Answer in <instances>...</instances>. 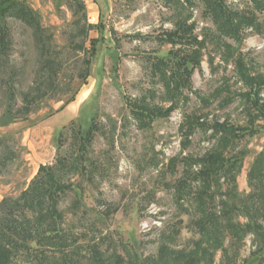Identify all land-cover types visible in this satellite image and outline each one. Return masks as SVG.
Returning a JSON list of instances; mask_svg holds the SVG:
<instances>
[{
  "label": "rangeland",
  "instance_id": "obj_1",
  "mask_svg": "<svg viewBox=\"0 0 264 264\" xmlns=\"http://www.w3.org/2000/svg\"><path fill=\"white\" fill-rule=\"evenodd\" d=\"M26 1L52 35L51 49L62 64L60 93L27 117L10 116L11 106H23L42 59L28 27L0 20V28L9 30L10 60L20 74L14 101L5 84L8 75H0V202L16 201L40 166L66 158L77 169L56 167L66 191L55 226L34 241L18 242L12 264H180L175 255L189 257L203 240L194 202L200 189L197 160L217 144L222 133L217 137L210 129L215 124L238 132L230 147L222 148L237 167L227 165L212 190V209L226 218L220 219V248L210 249L200 264H264V11L257 1L215 0L214 8L221 6L229 23L238 26L237 40H208L192 89L185 91L189 101L148 128L138 126L130 103L146 98L168 106L148 63L152 56L169 58L172 47L156 37L174 31L179 18L196 24L200 40L207 30L216 33L207 5L202 0L191 6L185 0ZM84 15L88 24L104 26L89 34L100 42L86 83L75 77L85 55L74 48L84 41L77 36L84 24L76 21ZM187 116L202 118L209 130L196 129L185 148ZM92 126L94 139L79 159L81 138ZM183 181L182 199L177 195ZM27 215L40 217V212Z\"/></svg>",
  "mask_w": 264,
  "mask_h": 264
},
{
  "label": "trees",
  "instance_id": "obj_2",
  "mask_svg": "<svg viewBox=\"0 0 264 264\" xmlns=\"http://www.w3.org/2000/svg\"><path fill=\"white\" fill-rule=\"evenodd\" d=\"M194 1L185 0L188 6L193 5ZM256 1L259 9L264 11V0ZM202 3L208 7V14L212 17L213 24L217 29L216 33L207 30L203 39L200 40L199 36L194 34L196 24H189V21L179 18L174 31L164 32L156 37L159 44L172 47L169 58L152 56L149 58L148 63L152 81L155 84H160L163 88L162 103L168 106L163 108L159 105H152L146 98L138 102H131L132 115L140 128H148L156 119L170 116L181 104L189 101L185 91L192 89V77L195 71L201 67L203 50L208 40L219 41L223 38L237 40L238 38L240 32L238 26H232L229 23V17L225 15L221 6L215 4L216 8H214L215 0H202ZM177 4L181 8L184 6L179 1ZM179 10L182 11L183 9ZM8 19L20 22L32 31L36 47L42 59V66L33 87L28 93L24 94L23 106L17 110H14L11 106L9 110L10 116L18 119L19 117L29 116L44 100L56 98V95L60 93L59 77L62 72V64L51 49L52 35L47 33V30L42 26L39 14L31 8L28 1L0 0V20L6 21ZM76 21L84 24V27L77 33V36H81L84 41L75 44L74 48H76V52L83 53L85 58L83 59V68L75 77L86 83L90 77L91 63L96 56L97 46L100 42L98 38H90L89 34L92 31L104 29V26L101 22L96 25L88 24L85 15ZM128 38L131 39V37ZM87 43L90 45L89 48L86 46ZM10 51L9 30L3 26L0 28V75H8L5 84L11 92L12 101H14L17 94L15 84L20 74L19 70L11 63ZM72 101H74L73 98L69 100V103ZM201 121L202 118L200 117L187 116L182 127V131L186 136L185 148L191 144L188 139L195 133L196 129L206 130V132L209 130V128L205 129L206 124ZM94 129L96 128L92 126L81 138L78 149L82 152L79 159L87 153L94 139ZM210 129L214 131L216 136L220 135L219 133L222 134L220 137L217 136L220 138L217 139V144L197 160L199 163V174L197 176L200 178V189L194 198V202L200 215L196 221V228L201 233L203 240L201 239L198 249L195 248L189 253V257L183 253L175 255L181 261L185 260L186 264H200L204 260V254L210 255V249L217 251L220 248L221 244L217 241V238L222 234L220 219L226 218V213L217 216V213L212 209L215 199L212 190L219 185L227 165L234 171L237 167L236 164L235 166L229 164L230 161H227L225 157V148L223 150L222 148L230 147L233 140L238 138V132L225 124H215ZM75 158L78 159V156ZM65 160L67 159L65 158ZM65 160L61 159L56 165L40 166L29 188L16 201L4 199L0 202V264H12L15 245L18 242L34 241V238L44 235L45 231L53 230L55 224L52 221L58 216L56 208L66 191V186L61 184L60 180L55 177L54 171L56 167L63 171L66 165L70 166L72 170L76 171L77 169L74 160V163H69V159L68 161ZM190 161L193 160H188V164H190ZM179 189V195L177 196L183 199V193L187 190L186 182H181ZM27 211H31L33 214L34 212H40V217L29 218ZM232 225L227 226V228L230 230L233 227L235 228ZM237 231L240 230L237 229ZM235 233L238 234V232ZM173 253L175 254V252ZM173 253H170L169 256ZM176 257L174 258L176 259ZM181 261L180 264H182Z\"/></svg>",
  "mask_w": 264,
  "mask_h": 264
},
{
  "label": "crops",
  "instance_id": "obj_3",
  "mask_svg": "<svg viewBox=\"0 0 264 264\" xmlns=\"http://www.w3.org/2000/svg\"><path fill=\"white\" fill-rule=\"evenodd\" d=\"M2 202V201H1Z\"/></svg>",
  "mask_w": 264,
  "mask_h": 264
}]
</instances>
